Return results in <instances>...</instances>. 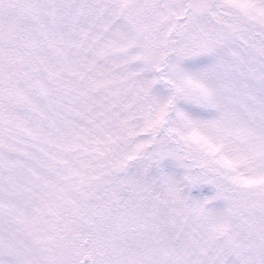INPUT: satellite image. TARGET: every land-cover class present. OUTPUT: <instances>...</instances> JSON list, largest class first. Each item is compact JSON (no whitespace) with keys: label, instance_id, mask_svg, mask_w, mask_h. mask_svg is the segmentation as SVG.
<instances>
[{"label":"snow or ice","instance_id":"1","mask_svg":"<svg viewBox=\"0 0 264 264\" xmlns=\"http://www.w3.org/2000/svg\"><path fill=\"white\" fill-rule=\"evenodd\" d=\"M0 264H264V0H0Z\"/></svg>","mask_w":264,"mask_h":264}]
</instances>
